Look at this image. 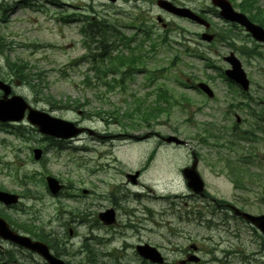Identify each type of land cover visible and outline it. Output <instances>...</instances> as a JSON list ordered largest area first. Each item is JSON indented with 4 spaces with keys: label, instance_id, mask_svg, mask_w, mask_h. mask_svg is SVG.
I'll return each mask as SVG.
<instances>
[{
    "label": "rangeland",
    "instance_id": "obj_1",
    "mask_svg": "<svg viewBox=\"0 0 264 264\" xmlns=\"http://www.w3.org/2000/svg\"><path fill=\"white\" fill-rule=\"evenodd\" d=\"M123 1L111 4L107 0H95L94 16L110 20L106 15V11L111 12L110 7H116V11L124 9L128 14L124 18L120 14L111 16L114 20H121L120 29L124 34H136L138 40L142 38L144 28L153 32L152 38L145 42L147 48L149 44H154L148 69H167L155 73L150 87L143 85V75H136L123 87L117 86L113 90H106L98 81L95 87L85 84L83 81L86 76H89L91 83L94 80L92 73H88L89 61L81 60L87 52L81 44L83 36L78 21L59 25L61 37L48 33L55 29L54 25L46 28V24H43V31L21 30V26L16 25L21 33L15 37L19 43L32 44L39 41L51 43L59 49L47 48L41 51L46 59L38 56L36 59L39 62L34 65L35 59L28 55L26 45H12V50L0 52L1 72L4 73L7 68L4 65L6 61L26 60L32 68L28 73L33 75L36 92L26 82L15 86L16 92L36 108L90 127L103 135L156 131L187 140L199 157L198 171L210 196L232 202L252 214L264 213L262 169L239 163L255 177V183L245 188H236L232 179L238 174V154L248 152L251 145L240 140V145L234 144L232 150L226 146L201 144L195 136L197 131L202 135V128H209L211 124L217 128L225 127L228 132L234 123L232 112L228 117L225 115L233 102V94L221 80L224 79L221 76L223 70L229 67L223 56L232 48L221 38L227 37L230 42L248 48L251 44L257 48L261 46L258 50L262 52L264 47L247 37L239 26L222 20L210 0H179L207 12V20L212 23V31L216 32V38L209 43L196 37V33L203 28L188 20L166 15L169 25L162 28L155 20L159 13L155 0ZM230 1L235 7L242 0ZM258 1L259 6L264 5V0ZM63 2V16L71 19L79 17L78 20L88 18L82 17L75 7L87 6L88 0ZM81 10L88 15L89 11ZM136 14L142 15L137 19L141 29L126 27L125 24L136 18ZM1 25L0 35L8 42H15L11 37V25ZM186 47L206 55L215 67L205 68L204 61L193 52L191 57ZM234 53L238 54L236 51ZM239 57L252 81L249 93L258 103L251 106L257 110L260 99L264 103V76L253 62L248 63L246 58L241 55ZM172 62L173 65L169 66ZM205 74H209L212 79L209 81L204 78ZM187 78L209 81L214 92L212 99L182 88L180 81L185 82ZM156 86L167 88L175 96L176 104L172 105L168 114L159 116L152 127L128 129L119 125L113 115H108L114 107L120 108L125 100L129 101L130 94L141 95ZM238 98L244 99L242 96ZM71 101H79L82 106L72 108ZM98 110L106 113L101 117L96 116ZM235 112L241 120L246 118L241 129L249 127L252 117L245 110ZM128 121L127 118L122 119V123ZM256 146L258 152L263 154L264 147L259 144ZM34 147L45 148L46 153L38 161L32 156ZM190 159L189 148L163 145L154 137L136 142L122 136L99 139L85 133L55 145L52 140L44 139L26 121L14 125L0 123V189L23 196L15 205L22 207H10L5 212L11 218L34 220L32 226L44 224L46 231L55 230L53 246L62 252L61 257L69 263L152 264L135 251V244L142 241L158 248L166 264H179L188 253H194L200 259L197 263L188 264H264V237L258 229L225 209L208 205L207 200L191 194L187 189L181 168L189 164ZM227 159H230L231 172L235 174L228 172ZM140 169L142 171L137 183L131 184L125 174ZM46 174L56 177L65 185L61 195H52L47 190L44 181ZM82 189H87L88 194H82ZM25 192L30 193L24 196ZM65 196H72L73 200L68 201ZM61 206H66V209L86 207L85 221H67V225L63 226L62 222L67 217L59 213L58 208ZM107 207H113L116 211L117 222L111 226L104 225L97 218L98 212ZM88 236L94 238L89 244L93 255H87L86 246L82 245ZM3 250H12L14 254L5 257L0 264H43L37 255L10 243H3Z\"/></svg>",
    "mask_w": 264,
    "mask_h": 264
},
{
    "label": "water",
    "instance_id": "obj_2",
    "mask_svg": "<svg viewBox=\"0 0 264 264\" xmlns=\"http://www.w3.org/2000/svg\"><path fill=\"white\" fill-rule=\"evenodd\" d=\"M212 3L220 8L219 14L226 20L237 22L240 25L244 26L247 31H249L252 36L258 40L264 42V29L258 25L253 24L248 20V18L243 14L233 10L231 4L227 0H211ZM158 5L172 13H175L179 16L188 17L198 23L204 24L208 26L209 24L198 15L193 13L191 10L187 8H180L174 6L167 0H158ZM206 36L207 40L211 39L210 36ZM227 60L231 63L232 68L226 71V74L235 80L237 83L241 84L244 88H247L248 81L245 76L243 69L241 68V64L239 60L231 53ZM209 95L211 94L210 91L207 89L206 86L200 85ZM0 87L4 89V95L0 98V121H7V120H20L23 117L24 111L27 109V119L34 125L38 127L41 132L51 134L57 137H70L79 132H82L84 128L76 127L73 123L53 117L48 113L37 110L32 108L23 97L19 95H14L10 98L7 97L9 93V87L4 85L0 81ZM144 135L143 137H145ZM167 142H174L176 144H185L184 141L174 137L168 136L164 138ZM40 150H34V158L38 159L40 157ZM196 163L197 159L194 157L193 162L190 167H186L183 169V174L187 179L188 187L195 193L203 194L204 184L199 176L198 172L196 171ZM130 179L134 182L137 176V173L134 175H128ZM48 188L51 192L55 193L59 190L60 185L58 184L57 180L53 177L47 176L46 177ZM0 200L4 201L5 203H13L17 200V196L0 192ZM233 212L237 215H241L244 219L253 223L257 228H259L263 235H264V214L262 215H252L245 211H241L240 209L236 208L235 206H230ZM99 218L105 223H111L114 220V211L112 209H108L104 212L99 214ZM0 236L12 240L19 245H22L26 248L31 249L39 253L43 256L49 264H65L62 260L55 258L53 255L50 254L48 247L46 244L40 241H33L27 236L18 235L15 231L9 229L7 223L0 218ZM137 251L141 254L144 258H147L153 262H162V257L157 249L153 246L148 244L138 245ZM196 260V259H195Z\"/></svg>",
    "mask_w": 264,
    "mask_h": 264
},
{
    "label": "trees",
    "instance_id": "obj_3",
    "mask_svg": "<svg viewBox=\"0 0 264 264\" xmlns=\"http://www.w3.org/2000/svg\"><path fill=\"white\" fill-rule=\"evenodd\" d=\"M256 1V0H255ZM254 0H244L243 3H241L242 11H245L248 13V16L251 20L254 22L264 26V11L261 12V16L256 15L250 9L257 7L258 5L256 4ZM100 27V26H98ZM90 28H93V26H90ZM105 33V32H104ZM104 42H100V44L97 46V49L101 50L100 52L94 54V57H101L102 64L101 65H95V69L102 74H118V75H125L127 73L132 74L134 73L135 69L139 65L142 64V55L139 51H134L130 50L127 53H124L122 50H118L116 54L113 56L111 55L116 46L110 45L112 48L108 47ZM107 61L106 63H104ZM22 68H19L17 71V75H20L22 73ZM29 84L31 85L32 88H35L32 82L30 81ZM160 99V101H159ZM134 105L128 107V111L126 112L127 116H132L134 112H139V117L141 121H143L145 124H147L150 120L158 117L159 114H161L163 111L168 112L170 109L172 103L169 100V95H167L166 91H160V94L157 95V98L150 101L148 98L147 99H141L139 97L134 96ZM75 104H78L77 102ZM113 115H117L116 111H111ZM130 119L134 123V119ZM207 131V135L204 136L205 140L202 138V142L207 143V139L212 138L215 142V144H218L219 146L224 145L223 143H220L221 141L224 140V138H221L218 134H216L214 131ZM226 143L229 144L231 147L233 140H226ZM242 174H239L235 177L234 181L237 184L238 182H241L242 180ZM250 181V180H249ZM242 183V182H241ZM35 227V226H32ZM29 232L35 234V236L41 240L46 241L47 243L50 244V246L54 245V238L50 236V233H45L43 229L39 228H28L25 227ZM86 247H88L86 244H84ZM54 247V246H53ZM57 251V247H54ZM89 253H92L90 248L88 247L86 250V254L88 255Z\"/></svg>",
    "mask_w": 264,
    "mask_h": 264
},
{
    "label": "flooded vegetation",
    "instance_id": "obj_4",
    "mask_svg": "<svg viewBox=\"0 0 264 264\" xmlns=\"http://www.w3.org/2000/svg\"><path fill=\"white\" fill-rule=\"evenodd\" d=\"M24 0H17V2L15 1H10V0H0V7L2 8V16L6 15V14H11V9L15 8L16 3L17 4H22ZM173 2L177 3L178 5H182V6H188L191 7L193 10H195L196 12H198L199 14L201 13V15H208L206 11H204L203 9H199L196 10L195 8H193L192 6H190L189 3L186 2H179L176 0H172ZM25 4H27L28 6L31 7V9H33L35 11V13H38V11H43V12H48V8L47 5L49 4L50 7L53 8V10L55 11L53 13V16L58 14L59 10L63 9V3L60 2L59 0H30L29 2L26 1ZM88 6L85 5H79L77 6L78 9H87L89 11L88 15H90L89 17L91 19H93L94 15H95V0H89L87 2ZM57 11V13H56ZM52 13V12H51ZM120 13H124V11H120ZM113 13H109V15H112ZM86 17H88L87 15H85ZM2 23H5V19L3 18ZM209 32L211 34L214 35V38L216 37V32L212 31L211 28H209ZM3 45V43L0 40V47ZM244 46V45H243ZM261 47V46H260ZM264 47V46H263ZM261 61H264V58L260 59ZM15 74L13 72V70L10 67L5 68L4 73L1 72L0 70V80L7 82L8 84H12L13 79ZM2 94V91L0 90V96ZM235 111H239V108L235 109ZM234 116H236V113L234 114ZM245 120L246 118H243L242 120H240L238 123L236 122V124H234V128L236 129H240L241 124H245ZM258 120L260 121L261 125L259 128V138L256 140L260 146L264 147V114H259L258 116ZM264 155V154H262ZM225 202H220V203H216L215 206H227L226 204H224ZM56 255L60 256L61 253L58 252H54Z\"/></svg>",
    "mask_w": 264,
    "mask_h": 264
}]
</instances>
